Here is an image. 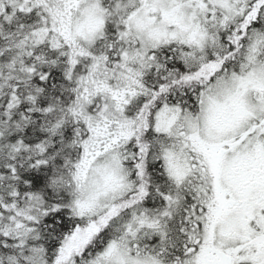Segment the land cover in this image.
Masks as SVG:
<instances>
[{"label":"snow or ice","instance_id":"snow-or-ice-1","mask_svg":"<svg viewBox=\"0 0 264 264\" xmlns=\"http://www.w3.org/2000/svg\"><path fill=\"white\" fill-rule=\"evenodd\" d=\"M0 264H264V0H0Z\"/></svg>","mask_w":264,"mask_h":264}]
</instances>
